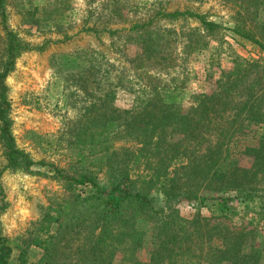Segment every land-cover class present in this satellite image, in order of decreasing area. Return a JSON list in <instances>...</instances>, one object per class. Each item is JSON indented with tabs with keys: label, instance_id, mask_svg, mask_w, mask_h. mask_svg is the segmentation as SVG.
Here are the masks:
<instances>
[{
	"label": "trees",
	"instance_id": "trees-1",
	"mask_svg": "<svg viewBox=\"0 0 264 264\" xmlns=\"http://www.w3.org/2000/svg\"><path fill=\"white\" fill-rule=\"evenodd\" d=\"M120 1L104 0L109 10L106 23L119 16L115 13L120 11ZM7 4L8 0H0V148L4 161L0 178L5 170L35 173L33 166H46L52 173L48 177L59 182L67 196L44 207L34 231L21 240L10 241L0 226V264H29L32 245L43 251V264H49L56 253H68L66 264H113L117 257L118 264H260L255 239L257 227L264 231V139L252 142L246 136L253 126H264L258 99L264 84L258 88L248 81L258 62L236 55L232 69L221 72L214 90L191 94L190 104L184 107L177 100L178 87L174 85L172 92L151 69L174 65L179 37L185 53L205 47L206 37L218 33L219 23L190 9L167 12L159 8L148 20H137L128 28H108L102 21L97 26L96 22L84 24L82 30L96 35L113 36L127 30L123 44L136 48L130 62L136 70L138 103L131 108L116 106L111 83L101 96L93 97L81 118L68 128V141L77 147L71 172L34 160L16 145L5 79L23 51L43 50L48 41L33 46L19 39L7 26ZM54 4L52 11L39 17V7L34 6L30 21L37 28L53 24L58 30L66 0H54ZM182 19H192L200 28L158 27L160 20L174 25ZM233 32L264 50V43L244 23L236 22ZM69 38L64 32L56 42ZM79 79L77 85L84 91L86 79ZM241 156L250 159L248 165L240 163ZM103 171L111 180L108 187L97 182ZM79 186L93 190L83 196L76 193ZM227 191L236 192L246 207L255 203L249 220L255 227L211 221L235 214L231 199L215 195ZM183 200L207 208L210 217L200 213L181 217L176 205ZM7 206L0 181V214ZM151 219L159 225L151 239L150 256L143 261L136 255L145 240L141 223ZM75 227L78 235L87 232L75 248H69L71 238L66 234Z\"/></svg>",
	"mask_w": 264,
	"mask_h": 264
},
{
	"label": "rangeland",
	"instance_id": "rangeland-1",
	"mask_svg": "<svg viewBox=\"0 0 264 264\" xmlns=\"http://www.w3.org/2000/svg\"><path fill=\"white\" fill-rule=\"evenodd\" d=\"M104 5V0L93 3L87 0H66L57 30L53 24L52 28L43 25L37 28L29 19V12H32L34 6L39 7L36 17L46 10L52 11L54 0H8L9 29L19 39L33 46L48 41L43 50L23 51L16 58L14 69L5 79L10 102L11 128L16 145L29 153L34 160L52 162L72 172L77 147L68 141L70 123L81 118L93 97L101 96L108 89L109 83L114 86L113 103L116 106L131 108L138 103L136 70L130 62L136 48L123 44L127 30L113 36L107 32L96 35L82 30L84 24L88 27L96 22L97 26L102 21L108 28H128L137 20H148L159 8L167 12L190 9L203 13L208 20L221 25L218 33L206 37L205 47L188 53L183 51V41L179 37L173 53L174 65L170 64L159 71L151 69V73L172 92L174 85L178 87L177 100L184 107L190 104L191 94L211 93L221 72L232 69L236 55L258 62L248 81L251 86L256 85L258 88L264 84V50L233 32L235 23L240 21L252 29L256 37L264 43V0H121L120 11L115 13L119 12V16L111 17L112 23H106V12L109 13V10ZM44 22L46 20L41 23ZM159 22V29L174 26L176 30L200 28L192 19H182L174 25L164 20ZM98 27L101 28L100 25ZM64 32L71 38L56 42L63 38ZM81 77L86 79V93L77 85ZM258 99L261 100L259 110H264V88L259 91ZM246 136L247 141L252 142L259 137L264 139V126H253ZM249 160L247 157H240L243 165H248ZM3 162L0 148V167ZM32 170L35 173L5 170L0 178L8 203L7 208L0 214V226L2 234L10 241L29 236L34 231L43 208L54 199L67 196L62 185L48 177L52 174L48 167L33 166ZM97 182L102 187H108L111 180L107 172L103 171L98 173ZM92 190L90 186H79L76 193L86 196ZM215 195L231 199V209L235 214L227 218H216L217 220L211 218L212 222L221 221L237 228L255 227L249 223L256 211L255 203H249L252 206L246 207L233 191ZM176 207L183 218H189L196 213L210 217L207 208L197 207L187 200L180 201ZM158 225L156 219L141 223L145 240L136 254L140 260H148L151 239ZM86 226L89 227V224ZM77 230L75 227L66 234L67 239L71 238L69 248H75L87 232L83 230L78 235ZM257 230L255 245L260 252V264H264V231L258 227ZM64 242L61 240V244L64 245ZM28 253L29 264H43V251L40 248L32 245L28 248ZM66 255H52L49 264H66ZM118 261L117 257L113 264H118Z\"/></svg>",
	"mask_w": 264,
	"mask_h": 264
}]
</instances>
